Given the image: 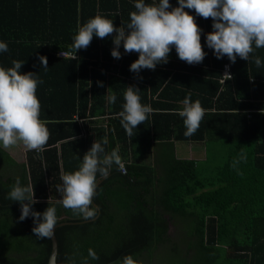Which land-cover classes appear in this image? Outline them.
Segmentation results:
<instances>
[{"label": "trees", "instance_id": "trees-1", "mask_svg": "<svg viewBox=\"0 0 264 264\" xmlns=\"http://www.w3.org/2000/svg\"><path fill=\"white\" fill-rule=\"evenodd\" d=\"M169 2L178 6V0ZM134 4L135 0H0V41L8 45L7 52H0V67L21 61V73L33 72L42 81L36 90L39 118L49 131L43 153L28 151L23 171L8 179L0 174V264L48 263L51 238L33 234L31 216L19 220L21 205L8 199V193L17 178L22 186L29 185L30 178L36 199L46 197L49 186L52 195L57 193L62 169L78 170L85 151L105 137V129L97 127L94 140L90 124L97 121L77 119L100 115L109 120L101 156L118 149L129 161L128 172L113 164L108 177L98 181L93 206L99 214L94 219L85 220L61 203L32 205L41 213L47 207L56 209L58 264H123L126 256L135 264H264V112L253 111L264 109V48L254 47L249 61L239 56L235 63L227 56L217 59L206 43L212 19L186 8L202 30L206 56L201 63L219 68L230 62L233 79L221 83L219 70L204 68L207 74L201 75L199 64L182 65L175 46L167 63L157 64L155 70L141 69L139 79L130 71L139 53H125L122 42L121 58L111 55L115 32L104 39L94 34L90 45L76 52L77 59L59 55L71 53L79 27L97 15L112 20L115 27L126 26ZM40 56L47 57V69L41 67ZM256 57L260 67L254 63ZM128 86L139 88L140 102L154 109L132 138L119 117ZM109 95L116 96L115 103H109ZM189 95L193 102L200 101L205 115L197 132L186 137L177 110ZM83 128L89 136L75 137ZM152 140L171 143L165 159L155 165L129 160V154L137 157V149ZM214 140L229 146L226 162L214 175H204L196 161L176 156V141ZM89 249L99 259L89 257Z\"/></svg>", "mask_w": 264, "mask_h": 264}, {"label": "clouds", "instance_id": "clouds-1", "mask_svg": "<svg viewBox=\"0 0 264 264\" xmlns=\"http://www.w3.org/2000/svg\"><path fill=\"white\" fill-rule=\"evenodd\" d=\"M134 7L130 22L124 27H115L112 20L99 15L80 26L71 46V60L77 59L78 50L90 45L94 34L104 39L115 32L111 55L121 58L119 48L122 42L125 53H139L138 59L130 65V71L136 73L139 79H142L139 77L141 69L155 70L157 64L167 63L172 46H175L180 60L189 65L199 64L206 56L201 45L202 30L193 15L185 11L186 8L194 9L200 17L212 19L213 31L207 33L206 43L217 59L227 56L235 63L239 56L249 61L254 47L264 48V0H178L176 7H172L169 0H154L153 3L135 0ZM7 51V43L0 41V52ZM39 60L41 67L47 69V57L40 56ZM23 63L13 61L10 68L0 67V146L9 149L23 144L27 151H43L49 131L39 118L41 106L36 90L42 81L33 72L21 73ZM254 63L260 67L262 62L256 57ZM224 76L231 79L227 72ZM98 83L103 86L102 82ZM138 91L135 86L127 87L123 110L119 113L121 125L130 138L134 136L133 130L145 123L154 112L151 106L140 102ZM115 100V95L108 96L109 103H115ZM181 103L183 107L177 110V114L183 118L184 135L191 137L199 129L205 109L199 100L193 102L190 95ZM107 143L106 137L102 142L94 141L84 154L79 169L63 173L62 186H57L63 207L77 212L85 220L94 219L99 214V209L93 206L97 174L106 179L113 164L121 165L118 149L101 156L105 152L103 145ZM8 199L20 203V221L29 216L33 218L35 226L32 232L38 239L53 237L58 223L56 209L47 207L43 213L33 210L32 205L39 202L33 185L22 186L17 178ZM88 255L93 260L99 259L92 249L88 250ZM123 264H135V261L126 256Z\"/></svg>", "mask_w": 264, "mask_h": 264}, {"label": "crops", "instance_id": "crops-1", "mask_svg": "<svg viewBox=\"0 0 264 264\" xmlns=\"http://www.w3.org/2000/svg\"><path fill=\"white\" fill-rule=\"evenodd\" d=\"M182 62V60H180ZM197 65V64H193ZM162 66V65H161ZM202 70L198 71V74H207L203 70L206 68V70L211 69L209 65L199 63V65ZM164 68V66L162 67ZM182 71V69L180 68ZM179 70V71H180ZM184 72L190 73V69H183ZM192 72H196L193 71ZM104 117H107V115H100L96 117H87V118H80L77 119L79 123H82L84 121H97V123L91 122L90 126L93 128L91 130V133H94L93 138L96 140L98 134H97V127H102L105 129L104 136L107 138V131H108V121ZM89 136V131L85 128H83L80 132V135H77L75 137L78 138H87ZM104 137V138H105ZM180 142H188L190 146L187 145H180L178 143ZM204 141H176L174 143V148L176 151L177 158L180 159H192L197 162V160L201 159L203 157V154H206L207 148L204 145H201ZM206 143V142H205ZM59 146V145H58ZM190 147L189 149H187ZM171 143L168 142H162V143H156L153 140L151 141L148 146L143 147L140 146L137 150V157L133 156L132 154H129L128 158L130 161H137L139 163L144 164H150L155 165L158 161L165 159L169 151L172 150ZM44 151V150H43ZM43 151H36L37 155L38 153H43ZM86 153V151H85ZM132 153V152H131ZM28 156V151L24 148L23 144H18L12 148L4 149L2 146H0V174L4 176V178L8 179L9 177H16L23 169V164H26L28 159L26 158ZM159 159V160H158ZM121 161H124L127 166L128 160H125V158L121 157ZM120 168V166H119ZM3 169V170H2ZM63 174V169H62ZM97 179L100 182L101 178L97 174ZM29 184L33 185L30 178H29ZM46 197H41L37 199L38 201H46V202H54V203H60V200L62 198V195L57 192L54 195L50 193V186L46 189Z\"/></svg>", "mask_w": 264, "mask_h": 264}, {"label": "rangeland", "instance_id": "rangeland-1", "mask_svg": "<svg viewBox=\"0 0 264 264\" xmlns=\"http://www.w3.org/2000/svg\"><path fill=\"white\" fill-rule=\"evenodd\" d=\"M183 64H188L185 61L181 62ZM180 145H187L188 142H180ZM201 145H204L207 148L206 154H203V157L197 160L199 168L204 171V175H214L217 171V168L222 166L226 160L229 151V146L225 143L219 141H208L203 142ZM188 146H190L188 144ZM188 147L187 149H189ZM27 158V157H26ZM3 170V169H2ZM198 178H202V175L199 174ZM173 231V228L171 229Z\"/></svg>", "mask_w": 264, "mask_h": 264}, {"label": "built area", "instance_id": "built-area-1", "mask_svg": "<svg viewBox=\"0 0 264 264\" xmlns=\"http://www.w3.org/2000/svg\"><path fill=\"white\" fill-rule=\"evenodd\" d=\"M70 54L71 53H68V52H65V51H61L60 53H59V55L60 56H64V57H66V56H70ZM227 66V67H226ZM209 67L212 69V70H219V72H220V74H219V76H217V78L219 79V81L221 82V83H224V82H226L227 80H229V79H227L225 76H224V74L227 72V73H229L230 75H231V79H233L234 78V71H233V67H232V65H231V63L230 62H226V63H224L221 67H219V68H215V67H213L212 65H209ZM252 78V80H253V78L254 77H251ZM253 111H263L264 112V109L263 110H253ZM120 169H121V171H122V173H124V174H126L127 172H128V170H127V166H126V163L124 162V161H121V165H120Z\"/></svg>", "mask_w": 264, "mask_h": 264}, {"label": "water", "instance_id": "water-1", "mask_svg": "<svg viewBox=\"0 0 264 264\" xmlns=\"http://www.w3.org/2000/svg\"><path fill=\"white\" fill-rule=\"evenodd\" d=\"M62 223H60L59 225H61ZM58 225H56L55 230H54V235L51 238L52 240V250H51V254L49 257V261L47 264H58V253H59V241H58V237L56 235V228Z\"/></svg>", "mask_w": 264, "mask_h": 264}]
</instances>
